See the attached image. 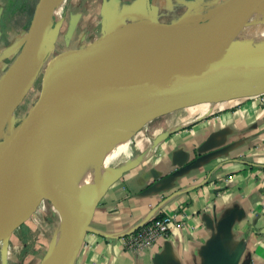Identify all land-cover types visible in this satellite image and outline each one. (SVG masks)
<instances>
[{"label":"crops","instance_id":"crops-1","mask_svg":"<svg viewBox=\"0 0 264 264\" xmlns=\"http://www.w3.org/2000/svg\"><path fill=\"white\" fill-rule=\"evenodd\" d=\"M65 1L68 18L56 31L70 38L63 51L140 20L192 22V14L220 3ZM171 113L170 125L97 203L72 264H264V93ZM164 214L172 218L165 238L125 248L122 237Z\"/></svg>","mask_w":264,"mask_h":264},{"label":"water","instance_id":"water-1","mask_svg":"<svg viewBox=\"0 0 264 264\" xmlns=\"http://www.w3.org/2000/svg\"><path fill=\"white\" fill-rule=\"evenodd\" d=\"M54 1L38 0L14 66L17 84L0 109V148H8L11 176L9 205L0 208L2 264H7L10 234L32 215L48 194L63 203L69 227V238L55 255L53 264H72L97 203L110 184L131 166L117 169L107 166L95 184L78 186L71 182L69 189L62 188L54 178L52 164L61 158L62 143L51 144L46 132L58 129L64 111L74 99L76 86L89 84L83 74L109 80L128 91L156 90L170 101L167 112L212 100L264 93V56L226 54L236 50L231 49L230 41L264 5V0H226L207 18L163 41L153 61L134 59L124 45L135 39L139 25H163L155 20H140L109 29L83 47L56 55L51 60L46 89L38 102L12 133L1 139L10 116L37 78L42 55L45 56L56 38L54 33L42 54ZM220 55L222 60H218ZM160 138L156 137L155 142ZM55 244L56 239L51 241L39 264H45Z\"/></svg>","mask_w":264,"mask_h":264},{"label":"bare ground","instance_id":"bare-ground-1","mask_svg":"<svg viewBox=\"0 0 264 264\" xmlns=\"http://www.w3.org/2000/svg\"><path fill=\"white\" fill-rule=\"evenodd\" d=\"M62 2L63 0H55L50 13L54 6L57 9ZM254 19L252 18V22ZM193 25L194 22L163 25L143 23L135 29V39L124 46L134 59L153 61L163 41ZM263 33L264 24L255 25L251 38H264ZM243 39L239 49L226 54L243 57L264 56V42L250 44L251 40L247 38V34ZM222 59L220 55L218 60ZM82 77L89 84L76 86L74 99L64 111L61 122L57 125L58 129L46 132L51 144L62 143L60 160L51 164L54 178L64 189H69L71 182L78 186L83 183L95 184L104 168L123 156L133 133L155 116L169 110L170 101L156 90L133 92L95 75L83 74ZM17 80L15 68L0 73V109L13 92ZM12 131L13 128L7 126L1 139L7 138ZM105 150L115 153L114 157L108 159L101 167L91 168L89 159ZM7 158L8 148H0V208H6L10 202L11 176ZM60 226L52 234L51 239H56V244L45 264H53L55 255L69 238L67 221L64 220Z\"/></svg>","mask_w":264,"mask_h":264},{"label":"rangeland","instance_id":"rangeland-1","mask_svg":"<svg viewBox=\"0 0 264 264\" xmlns=\"http://www.w3.org/2000/svg\"><path fill=\"white\" fill-rule=\"evenodd\" d=\"M224 1L226 0H220L219 5L217 7L213 6L214 8H212V6H205L204 10H201L196 14H192V16L189 18L190 21H202L217 11ZM37 2L38 0L6 1L0 16V73L10 68H14L16 61L18 60L20 49L26 38L27 30ZM65 7L66 1L63 0L61 6L57 9L56 6H54V9L50 13L44 33L42 54L47 42L52 38L54 33H56L60 25L65 24L63 21L68 18ZM263 7L264 5H262L258 10L262 9ZM60 9L64 10L62 19L58 17V13L61 11ZM255 13L242 27L238 35H236L234 39L230 41L229 46H232L233 44V47L231 48L232 50H237L242 46V43L240 42L244 40L243 37L246 34L247 38H250L251 40L249 42L250 44L264 42L263 37L251 38L253 27L255 25L262 26L264 24L263 15L256 17L252 22V18L254 17ZM262 35H264V33ZM69 39L70 38L68 37H56L45 56L42 55L35 82L23 101L10 116L6 127L8 126L11 129L14 128L28 115L29 111L38 102L42 93L46 89L47 72L51 60L56 55L60 54L61 51L69 47ZM171 112L172 111H169L159 116H155L143 126H141L138 130H136L130 137L123 156H121L116 162L108 165V167L117 169L130 166L133 163L139 161L141 157L145 155L147 150L153 145V138L166 129L168 125H170L173 118ZM114 155L115 153H112L110 150H105L93 156L91 159H89L91 168L101 167L108 159L113 158ZM64 216L65 208L63 203L60 200L53 198V196L50 194L46 195L32 215L10 234L7 248V263L39 264L49 248V245L52 241V234H54L59 228L60 224L66 220V216Z\"/></svg>","mask_w":264,"mask_h":264},{"label":"built area","instance_id":"built-area-1","mask_svg":"<svg viewBox=\"0 0 264 264\" xmlns=\"http://www.w3.org/2000/svg\"><path fill=\"white\" fill-rule=\"evenodd\" d=\"M171 223L172 218L164 214L150 222V224L138 227L122 237L125 248L139 250L154 244L158 239L165 238L168 235Z\"/></svg>","mask_w":264,"mask_h":264},{"label":"trees","instance_id":"trees-1","mask_svg":"<svg viewBox=\"0 0 264 264\" xmlns=\"http://www.w3.org/2000/svg\"><path fill=\"white\" fill-rule=\"evenodd\" d=\"M161 215H159V216H157V217H155V218H153L152 220H150L149 222H147L146 224H144V225H148V224H150V222H153L154 220H156L157 218H159Z\"/></svg>","mask_w":264,"mask_h":264}]
</instances>
